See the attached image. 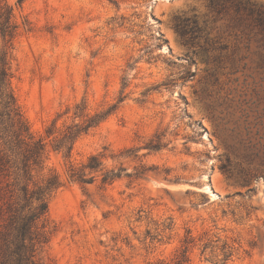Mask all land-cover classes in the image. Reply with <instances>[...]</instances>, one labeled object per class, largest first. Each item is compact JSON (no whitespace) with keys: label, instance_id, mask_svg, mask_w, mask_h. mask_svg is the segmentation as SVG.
Wrapping results in <instances>:
<instances>
[{"label":"rangeland","instance_id":"obj_1","mask_svg":"<svg viewBox=\"0 0 264 264\" xmlns=\"http://www.w3.org/2000/svg\"><path fill=\"white\" fill-rule=\"evenodd\" d=\"M6 2L18 25L11 86L45 143L38 177L63 181L37 258L264 264V30L254 17L232 0ZM194 13L201 31L185 44L174 20ZM115 104L71 156L55 149L68 127ZM93 154L123 175L71 181L70 165Z\"/></svg>","mask_w":264,"mask_h":264},{"label":"trees","instance_id":"obj_2","mask_svg":"<svg viewBox=\"0 0 264 264\" xmlns=\"http://www.w3.org/2000/svg\"><path fill=\"white\" fill-rule=\"evenodd\" d=\"M24 1L18 0L19 3ZM222 1L210 0L209 4L216 8ZM232 1L237 9L248 11L264 30L263 4L250 0ZM17 29L11 6L6 0H0V264H43L37 254L39 248L49 241V202L63 181L59 174L38 177L44 166L45 143L34 138L11 86V54ZM174 29L185 44L192 43L201 31L198 14L177 16ZM116 108L115 104L82 123L68 127L55 149L64 152L67 157L71 156L77 137L98 125ZM78 113L75 112V115L79 116ZM161 146V140L147 145L149 149ZM104 156L93 154L81 165L71 164L69 179L86 185L101 175L103 185L113 183L125 169H106ZM183 261L181 259L177 264Z\"/></svg>","mask_w":264,"mask_h":264}]
</instances>
